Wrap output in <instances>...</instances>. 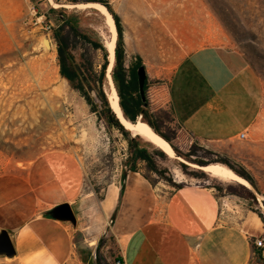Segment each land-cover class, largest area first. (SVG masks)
Wrapping results in <instances>:
<instances>
[{
  "label": "rangeland",
  "instance_id": "obj_1",
  "mask_svg": "<svg viewBox=\"0 0 264 264\" xmlns=\"http://www.w3.org/2000/svg\"><path fill=\"white\" fill-rule=\"evenodd\" d=\"M87 2L104 4L116 22L111 78L101 36L105 16L92 8L63 6ZM205 44L237 48L264 87V0H0V264L49 262L21 255L15 242L20 227L42 214L68 222L72 230L74 250L64 264H118L125 214L117 205L107 211L104 203L112 186L123 193L127 172L135 170L152 183L172 187L185 179L208 182L220 196L249 208L260 219L264 236V100L244 139L239 135L227 145L211 147L182 131L166 99L165 82L173 68L188 51ZM60 47L64 67L83 90L62 74ZM138 57L148 74L146 118L170 138L176 157L109 122L111 87L120 101L119 77L128 79ZM143 148L158 172L138 157ZM55 151L68 154L79 171L72 202L56 204L44 167L45 155ZM181 159L234 167L252 178L262 199L249 188L242 196L238 193L246 192L244 185L212 177ZM174 168L184 181L175 177ZM65 204L72 208V220L51 214Z\"/></svg>",
  "mask_w": 264,
  "mask_h": 264
},
{
  "label": "crops",
  "instance_id": "obj_2",
  "mask_svg": "<svg viewBox=\"0 0 264 264\" xmlns=\"http://www.w3.org/2000/svg\"><path fill=\"white\" fill-rule=\"evenodd\" d=\"M165 87L182 131L211 147L227 145L248 129L264 100L260 76L237 48L222 44L188 51ZM62 157L72 160L59 151L44 157L56 204L76 196L58 176L55 163ZM181 185L152 183L141 170L127 172L114 203L125 214L122 257L127 264H261L253 238L262 230L249 208L220 196L208 182L185 179ZM15 242L21 255L47 259L46 264H64L74 250L68 222L44 214L20 227Z\"/></svg>",
  "mask_w": 264,
  "mask_h": 264
},
{
  "label": "bare ground",
  "instance_id": "obj_3",
  "mask_svg": "<svg viewBox=\"0 0 264 264\" xmlns=\"http://www.w3.org/2000/svg\"><path fill=\"white\" fill-rule=\"evenodd\" d=\"M55 8L59 7L60 4L55 3L53 5ZM63 6L66 7H77L81 6L84 8H92L103 14L105 16V26L104 30L101 33V36L104 39V45L107 48L109 55H110V63L108 66V78H111L110 72L114 67L115 60H116V43L118 38V31L116 22L112 16V14L108 11L107 7L99 2H87V3H81V4H65ZM109 103L120 121L124 124V126L127 128V130L134 135L140 136L144 141L148 142L149 144L153 145L154 147L162 150L166 154H168L170 157H176L175 149L172 146V144L165 139L162 135L157 133L150 124H148L146 121H144L141 118V115L138 117V120L136 122H131L126 116L124 115L123 109L120 105L119 101V95L116 91V89L112 86L111 92L108 95ZM184 162L188 163L192 168L202 170L211 176H214L219 179L227 180L230 182H235L242 184L246 186L247 188L251 189L256 193L259 199H262V196L258 193V191L255 189L254 185L244 178L243 176L236 173L232 168H230L228 165L221 163V162H211L206 164H197V163H191L189 161H186L184 159H181ZM55 167L58 173L59 178L62 181L63 186L68 190L70 194L74 193L76 188V175L78 176V169L75 167L74 162L71 160L67 161V158L59 159L55 163ZM71 172H73L72 176ZM173 173L175 174V177L179 181H184L183 174L178 168L173 169ZM71 176V178H70ZM183 179V180H181ZM63 190V189H62ZM118 187L112 186L109 189L108 196L105 199V209L107 211L112 210L114 203L116 201L117 195H118ZM64 192V191H63ZM263 205V204H262ZM257 220L260 221L259 218ZM258 221V222H259ZM261 222V221H260Z\"/></svg>",
  "mask_w": 264,
  "mask_h": 264
},
{
  "label": "trees",
  "instance_id": "obj_4",
  "mask_svg": "<svg viewBox=\"0 0 264 264\" xmlns=\"http://www.w3.org/2000/svg\"><path fill=\"white\" fill-rule=\"evenodd\" d=\"M52 9H55V8H52ZM120 34L121 33L119 31V40H120V37H121ZM64 53L65 52L63 51L62 47H60V54H61L62 61H63L62 74L65 77H67L76 88H78L80 90H83L82 84H80V83L76 84L74 82L75 75L73 76V74H71V72H69V70L67 68H65L66 66H65ZM120 60L122 61V56L120 54H117V61L119 62ZM142 64H143V62H142L141 57H138L136 62H135V64L131 68V71H130L128 79H125L123 76L119 77L120 78L119 79V83L120 84L118 86V90H119V94H120V97H121L120 105H121V107L123 109L124 115L131 122H136L137 117H139L141 115L144 121H147L157 133L162 135L165 139H167L170 142L171 141L170 138L168 136H166L158 128V126L156 124H154L153 122H151V120L146 118L147 110H145L143 108L144 105H146V101L143 100V95L140 93L139 82H138V74H137V69ZM105 68H106V64H104V69ZM147 86H148V77H147V79L145 81V85H144L145 95H146V91H147ZM107 106H108V119H109L110 124H112L113 126L117 127L121 131L129 134V131L124 126V124L120 121V119L118 118V116L116 115V113L114 112V110L112 109V107L110 106L109 103L107 104ZM137 154H138L139 158H141L143 160H146L148 162L149 167L151 168V170H154L155 172L159 171L157 166H156V163L153 161V158L151 157V155L148 153V151L146 149H144V148L143 149H138L137 150ZM232 168L235 170L236 173H238L239 175L243 176L244 178L249 180L251 183H253L252 182V178H250V176H248L247 174H245V173H243V172H241L239 170H236L234 167H232ZM146 178L149 179V177H146ZM174 186H176V188H179L182 185L181 184H174ZM242 187H243V189H245L246 192L245 193L244 192H240L238 194H240L242 196L248 195L247 193L250 192L248 190V188H246L245 186H242ZM118 261L119 262H123L124 261L123 257H120L118 259Z\"/></svg>",
  "mask_w": 264,
  "mask_h": 264
},
{
  "label": "water",
  "instance_id": "obj_5",
  "mask_svg": "<svg viewBox=\"0 0 264 264\" xmlns=\"http://www.w3.org/2000/svg\"><path fill=\"white\" fill-rule=\"evenodd\" d=\"M138 74V82H139V89L140 93L143 95V100L146 99L145 92H144V85L145 81L148 77L147 70L144 64L138 67L137 69ZM134 123V122H133ZM202 165V164H200ZM72 208L68 205H62L60 207L55 208L53 211H51V214L58 219L62 220H72L74 218V213L71 210ZM9 239L8 237L4 238L3 243L8 247L9 246Z\"/></svg>",
  "mask_w": 264,
  "mask_h": 264
},
{
  "label": "built area",
  "instance_id": "obj_6",
  "mask_svg": "<svg viewBox=\"0 0 264 264\" xmlns=\"http://www.w3.org/2000/svg\"><path fill=\"white\" fill-rule=\"evenodd\" d=\"M245 137H246V133L242 132L240 134V138L244 139ZM253 247L258 254H262L264 256V236H262V235L255 236L253 238ZM118 264H127V263L125 261H123V262L118 261Z\"/></svg>",
  "mask_w": 264,
  "mask_h": 264
}]
</instances>
